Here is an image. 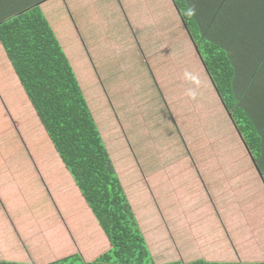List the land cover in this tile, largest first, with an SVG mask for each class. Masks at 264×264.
<instances>
[{
    "label": "rangeland",
    "instance_id": "obj_1",
    "mask_svg": "<svg viewBox=\"0 0 264 264\" xmlns=\"http://www.w3.org/2000/svg\"><path fill=\"white\" fill-rule=\"evenodd\" d=\"M157 4L158 1H146L126 8L128 16H107L105 21L89 27L88 38L70 40L69 46L70 60L82 92L95 114L125 193L141 221L150 253L157 264H168L179 260L178 253L187 243L188 247L193 246L188 238L191 230L200 234L206 227L219 225V215L213 214L219 210L215 205L216 190H211L214 184L223 181L233 189L228 205L226 198L218 197L222 211L225 210L219 223L226 233L229 220L240 216L243 223L255 204L258 215L264 219V200L257 199L252 192L235 191L249 188V176L257 174L252 172L254 167L250 161H243L250 160V156L229 122L195 43L189 38L175 37L172 14ZM168 34L170 39L166 38ZM141 37L154 51L160 46L159 55L140 49ZM10 66L9 72L5 71L8 68L3 69L0 77V160L14 164L11 177L0 174L2 187H6L4 199L11 208L10 220L21 222L22 227L36 226V220L43 217L44 220L46 216L50 222L46 221L49 223L46 227L41 225V228L49 227V231L45 230L47 238L32 230L34 237L27 242L19 238L23 237L22 233H11V224L2 211L5 200H0V228L3 229L0 230V257L6 258H0V262H11L7 259L14 260L16 256L21 258L18 255L21 249L28 260L26 264H50L76 254L92 262L108 253L107 236L78 194L72 177L67 174V179L57 171L51 173L49 164L60 162L62 165V162L11 63ZM185 72L198 76L199 86L185 79ZM189 90L197 93L195 99L188 95ZM42 161L47 166L44 168L47 182L44 174L36 172L43 170ZM64 182L68 183L67 190ZM89 212L102 235L97 228L98 233L91 231L92 221L88 226ZM168 227L172 232L167 231ZM4 230H8L6 236ZM240 231L234 241L232 235L230 239L229 236L221 238V243L226 245L229 241L230 247L216 248L220 249L216 253L229 250V254L217 259L223 263L264 262V236L258 237L257 249H254L249 237ZM183 235L187 239L180 238ZM150 237L163 248H169L166 261L159 259L161 249L152 244L155 239L150 241ZM28 243L43 246L41 253L30 246L33 259L25 249ZM201 253H197L200 255L197 260L204 257Z\"/></svg>",
    "mask_w": 264,
    "mask_h": 264
},
{
    "label": "trees",
    "instance_id": "obj_2",
    "mask_svg": "<svg viewBox=\"0 0 264 264\" xmlns=\"http://www.w3.org/2000/svg\"><path fill=\"white\" fill-rule=\"evenodd\" d=\"M183 1L173 0V3L198 49L229 122L264 182V31L257 40L256 62L242 64L236 59L237 51L232 49L248 38L240 30L251 24L255 16L248 12L243 17L244 23H239L241 29H236L232 37L221 36L218 27L222 19L218 13L204 23H194L191 9L187 10ZM232 27L230 23L228 31ZM0 41L55 153L110 246L108 253L92 262L76 254L50 264H157L146 245L95 114L90 111L76 72L40 5L1 21ZM168 264L264 262L199 259Z\"/></svg>",
    "mask_w": 264,
    "mask_h": 264
},
{
    "label": "crops",
    "instance_id": "obj_3",
    "mask_svg": "<svg viewBox=\"0 0 264 264\" xmlns=\"http://www.w3.org/2000/svg\"><path fill=\"white\" fill-rule=\"evenodd\" d=\"M146 1L148 2L158 1V4H157L158 8H163L164 11H168L170 14H172V17H173L172 18V24H173L172 31L174 32L175 37L177 36L179 38H184L187 40L192 39L190 37L188 29H186V26L183 25L182 18L179 12L177 11L176 6L173 3V0H0V22L5 21L12 16H16L21 12L27 11L35 6H38L39 4L44 16L52 25L60 44L62 45L64 51H66V54L69 58L71 56L70 55L71 47L69 46L70 40H77V39L84 40L85 38H88L87 30L89 29L91 25H97L98 22L105 21L107 16L112 17L114 15L118 16L119 14H125L126 16H128L126 14V10H125L126 8L132 7L134 5H137V6L143 5L144 3H146ZM183 3L184 5H186L187 10L191 9L189 10L191 11L190 17H192L193 22L197 24L206 22L209 17L214 16L216 13H218L222 19L221 25L220 27H218V30L221 32V36H226V37L230 35H231L230 37H232L236 29H241L242 25H239V23L240 24L244 23L243 17H246L245 15L248 14V12H250L252 16H255V18L252 17L253 22L251 24H249L248 26L240 30L244 33H247L248 38L244 40L243 42H240L238 45H236V48L232 50L237 51L238 57L236 59L241 61L242 64L243 63L249 64L251 62L254 64L256 62L255 60H257L258 53H259V41L257 40L261 38L259 37L260 32L262 30L264 31V0H184ZM163 4L164 6H162ZM172 10L175 11L176 13L172 12ZM230 23H232L233 27L231 28L232 29L231 31H228L227 27H230ZM69 24L75 28V31L73 28L68 26ZM166 38L170 39L169 34L166 36ZM172 41L174 42V39H172ZM140 42L142 44L140 45V49L142 50L145 49V51L148 54L159 55L160 50H161L160 46H158L157 51H154L155 48L149 47L142 42V37H141ZM192 43L194 44L193 40H192ZM84 44H85V49L89 51V47L86 44V42H84ZM89 56H90V52H89ZM7 59L8 58H7L6 52L0 41V77H1V72L3 69L8 68V70H5V71L9 72V69L11 67L10 62L8 63ZM70 59L71 57L69 58V60ZM72 63H73V60H72ZM73 68L75 70V66ZM243 161L244 163H248V161H250L254 167L252 172L257 173V174L249 176L251 178L250 179L251 181H249V188L242 189V190L241 189H236V190L234 189V190L237 193H240V192L245 193L246 191L252 192L254 194L253 196H256L257 199L263 198L264 200V182L262 180L261 175L258 173L255 167V161H253L251 158L250 160H243ZM10 162H11L10 160H0V174L1 175L7 174L9 177H11V174H13L12 167L14 168V164ZM59 163L52 162V164H49V169L51 170V173L54 171H57L58 174L69 179L67 175L69 173L67 171L66 173L65 172L66 169L64 168V166H62L63 164L60 165ZM155 164H158V163H155ZM44 165H46V162L42 161L41 167L43 170L42 171L36 170V172L39 173L40 175L44 174L46 176L44 172L45 171L44 168H46L47 166H44ZM170 165L173 166V164H168V165L163 164V166H170ZM220 175L221 173L218 174V176ZM45 180L47 182V176L45 177ZM69 181L71 182V180ZM2 182L3 180H2V177L0 176V200H3L5 198V188L6 187H2ZM201 184L203 183L201 182ZM64 187H65L64 190H67L68 183L66 185L64 182ZM211 190L212 191L216 190L215 194L217 197L215 196L214 197L216 198L217 203H215V205L219 206L218 213L213 212V214L215 216L219 215V217L217 218L222 219V214L225 213V210L222 211V206H221L222 202L220 203L218 201V197H221L224 199L226 198L227 200L226 204L228 205L229 197H230L229 195L233 189H230L229 186H226L223 183V181H219V184L218 185L214 184ZM203 191H204V188L201 185V190H200L201 195L200 196L203 195ZM255 192L257 193L255 194ZM258 193H260V197ZM78 194L80 195V193ZM45 207H48V205L46 204ZM226 207L227 206H225V208ZM198 208L201 209V207H198ZM2 211L5 213V216L7 217V221L11 224V233H16L17 235H19L18 233L23 234V237H19V238L25 239V241L27 242H29V239H31L32 241V238L34 237L33 233L31 232L32 230L36 232L35 234L43 235L45 238L48 237L47 231H49L48 230L49 227H47L46 229L41 228V225L45 224L44 221L46 217L44 220H43L44 217L37 219L36 224H35L36 226L29 224L28 227L26 226L22 227L21 222H18V221L15 222V220H10L11 208L7 204L6 200H5V204L3 205ZM35 212H37V209H35L34 214H36ZM134 214L136 216L141 232L143 233L141 221L139 217L136 215L135 211H134ZM90 215L91 214L89 212L86 217H88V226H90L91 221L92 223H94L93 224L94 226L91 229V231L96 232V233L98 232L101 233V230L99 229L96 222ZM77 216L80 217V215H77ZM246 216H248V219L243 220L244 221L243 223H240L242 220L240 216L237 218L232 217L229 220L230 223L227 224L229 226V232L227 233H226V230H223V228L221 227L222 225L221 223H219L220 222L219 219L217 221V223L219 224L217 227H206L205 228L206 231L203 230L201 231L200 234L198 233L194 234L193 231L191 230L188 238H189V242L193 241L194 244L193 246L188 247V243H187L186 246L182 247L181 252L179 253L177 252L180 258L179 260H176V261H183V262L196 261L197 260L196 258L200 256L198 254L200 253V251H202L201 255H203L204 257H201V259H204L210 262H220L217 259V256H222L224 254L228 256L229 250L223 251V253L221 252L216 253L220 251V249L218 251V249L216 248H223L226 245H228V249H229L230 244H229L228 239H227L228 243L226 245H224V243H221L222 239L227 236H229V239H230V235H232V239L234 241V236L238 237V235L236 234L238 231H240V228H242V231L240 232L243 234H246L249 237L248 241H249V244L252 246V248L257 249L258 237L260 239H263V236H264V219L258 215L256 204L251 210H249L246 213ZM80 218H82V216ZM80 218H78V220ZM42 220H43V223H42ZM46 220L47 222H50L48 219ZM169 224H170V220H169ZM251 224L254 225V228ZM46 225L48 226L49 223L45 224V227ZM230 226L232 227L230 228ZM37 227H40V228L38 229ZM96 228L98 229V232ZM236 228L237 230L239 228V230L236 231ZM0 230H3V229L0 228ZM258 230H260V232ZM4 231H5L4 236H6L8 230H4ZM167 231L170 233V231L172 232V229L168 227ZM174 236L179 237L177 234H175ZM180 238L187 239V235H183ZM54 239H55V236H54ZM154 239L155 238L150 237V241H154ZM81 242L83 243V241ZM145 242H146V238H145ZM154 243L156 244V246L160 247V248L158 247H155V248L161 249L160 250L161 256L159 257V259L162 258L161 261H166V256H168L167 252L168 253L170 252L169 248H163L162 246H160L161 244H158L156 242V239L154 242H152V244ZM30 244L31 243H28V245L25 246V249L28 251L27 253L29 254L31 253L30 254L31 258L33 255L32 249L37 253L42 252L43 250L42 245L40 244L37 245L33 243L31 245ZM101 244H104V243L101 242ZM106 244H107V241H106ZM30 246H32L31 250H30ZM175 249L177 248L175 247ZM18 255H21L22 257L18 258L16 256L14 260L7 259L8 261H11L8 263L26 264L28 260H26V255L22 249L18 251ZM59 255L60 253H57V256ZM191 256H194L195 259H188ZM0 258H4V257L1 256ZM1 262H7V261L4 260Z\"/></svg>",
    "mask_w": 264,
    "mask_h": 264
},
{
    "label": "clouds",
    "instance_id": "obj_4",
    "mask_svg": "<svg viewBox=\"0 0 264 264\" xmlns=\"http://www.w3.org/2000/svg\"><path fill=\"white\" fill-rule=\"evenodd\" d=\"M185 79L189 80L190 82L194 83V84H197V86H199V77L190 73V72H185ZM188 95L195 99L196 98V95L197 93L193 90H189L188 92Z\"/></svg>",
    "mask_w": 264,
    "mask_h": 264
}]
</instances>
